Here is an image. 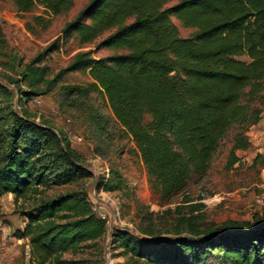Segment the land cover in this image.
<instances>
[{
    "label": "trees",
    "instance_id": "obj_1",
    "mask_svg": "<svg viewBox=\"0 0 264 264\" xmlns=\"http://www.w3.org/2000/svg\"><path fill=\"white\" fill-rule=\"evenodd\" d=\"M11 1L17 12L41 6L51 15L75 2ZM170 1L88 0L65 23L62 37L75 33L85 44L108 32L97 47L123 52L97 59L79 52L48 78L42 61L57 47L56 40L16 78H6L24 102L50 91L63 74L88 70L93 82L66 86V95L74 94L77 101L90 90L104 94L115 121L134 141L150 184L164 197L184 192L194 172L206 173L230 132L228 165L236 163L235 151L249 147L247 130L259 121L254 101L264 100V0ZM171 17L193 32L180 36ZM12 94L0 81V196L12 194L17 201L91 177L67 136L31 120L26 110L16 112ZM100 118L91 116L102 130ZM123 181L110 169L95 187L115 191ZM184 199L155 218L151 212L141 215L137 235L116 228L112 242L131 258L115 264H264V211L251 222L208 225L203 205L183 204L190 202ZM22 213L26 224L15 234L28 240L33 264L58 262L65 251L78 250L106 229L83 188L41 197Z\"/></svg>",
    "mask_w": 264,
    "mask_h": 264
},
{
    "label": "rangeland",
    "instance_id": "obj_2",
    "mask_svg": "<svg viewBox=\"0 0 264 264\" xmlns=\"http://www.w3.org/2000/svg\"><path fill=\"white\" fill-rule=\"evenodd\" d=\"M176 1L172 0L168 5ZM87 2L75 0L70 10L51 15L41 6H35L28 12H17L11 0H0V81L13 93L10 100L12 108L19 114L26 110L31 120L47 122L61 130L93 173L77 184L44 188L41 195L30 194L17 201L12 194L0 196V264H33L28 240L17 238L15 234L26 224L22 212L41 197L70 189L85 190L93 212L104 218L106 229L101 237L86 241L76 251H65L58 262L52 260L48 264H115L128 261L131 255L112 242V232L123 228L137 235L141 215L151 212L155 218L164 209L183 202L184 197L190 202L183 204L196 202L203 205L202 212L208 225H222L228 221L251 222L255 215L260 216L264 211V100L254 101L253 105L260 110L259 121L247 130L249 147L235 151L238 161L228 165L232 145L230 132L219 144L206 173L194 172L191 175L185 189L189 195L182 197H164L152 187L134 141L115 121L103 93L90 90L87 96L77 101H73L76 98L74 94L66 95V86H89L93 82L88 70L67 72L47 93L24 102L18 101V91L6 78H16L23 66L56 40L57 47L42 61L47 67L48 78L65 68L79 52L88 51L95 59L123 52L97 47L108 32L85 44L78 42L75 33L62 37L61 29L65 23ZM171 20L180 36L193 32L192 28L184 27L176 18L171 17ZM20 89L27 90L22 84ZM94 113L101 117L100 122L105 129L99 130L91 119ZM144 120L148 121L149 116L146 115ZM110 169L120 173L124 180L121 188L115 191L97 190V179L102 175L107 177Z\"/></svg>",
    "mask_w": 264,
    "mask_h": 264
},
{
    "label": "built area",
    "instance_id": "obj_3",
    "mask_svg": "<svg viewBox=\"0 0 264 264\" xmlns=\"http://www.w3.org/2000/svg\"><path fill=\"white\" fill-rule=\"evenodd\" d=\"M264 175V174H263ZM264 177V176H263ZM264 179V178H263ZM183 194L181 195L180 194V196L182 197V196H185V195H189V191L188 190H185L184 192H182ZM181 199V198H180ZM260 199H258V201H259Z\"/></svg>",
    "mask_w": 264,
    "mask_h": 264
}]
</instances>
